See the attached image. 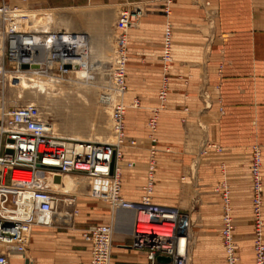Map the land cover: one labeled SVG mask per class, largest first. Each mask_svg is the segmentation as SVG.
<instances>
[{"label": "rangeland", "instance_id": "obj_1", "mask_svg": "<svg viewBox=\"0 0 264 264\" xmlns=\"http://www.w3.org/2000/svg\"><path fill=\"white\" fill-rule=\"evenodd\" d=\"M206 1L29 0L27 3H21L19 0H12V3L25 9H40L53 13V29H65L86 35L87 32L93 35L97 30H105L107 33L109 25L114 24L119 10L123 7L137 6L143 11L137 25L131 28L129 33L148 16L154 18L163 16L164 22L170 23L175 20L177 47L171 65L175 68L177 79L175 82L173 80L172 89L170 93L168 92L169 99L166 100L168 105L165 103L166 108L161 109L163 111L159 138L166 146L163 147L162 152L159 149L154 201L191 213L189 264H194L195 248L200 243H208L210 247L218 248L220 254L224 256L220 233L224 206L222 191L229 189L233 234L239 254L238 264H254L253 222L249 198L251 180L247 174L248 162L237 161L235 173L230 171L227 149L229 142L234 140L232 137L235 130L240 131L242 135L246 131L250 136V139L248 138L250 150L253 144L262 146V142L264 143V67L260 68V59L252 58L250 75L235 74L242 80L245 78L246 83L243 82L245 80L238 81L240 83H237L238 87L233 86L235 90H232V86L221 87L220 81L223 79L221 64L218 72L212 73L214 59L211 57V52L216 48V44L207 39L212 36V27H209L208 22H205L203 28L204 41L196 40V6L205 4ZM236 2L237 20L252 17L258 21L264 17L263 9L251 11L245 4L243 6L244 0H236ZM178 20L181 22L178 23ZM111 34L109 33L110 36L101 41L93 36L90 41L88 40L87 45L91 46V49L87 50L86 65L77 70L86 72L85 76L81 74L82 77L77 75L78 78L77 76L71 78L70 74H66L60 85H55L56 89L50 87L53 85L51 84L42 91L32 84L35 76H14L15 86H7L4 93L7 105L35 103L57 132L66 137L78 140L114 141L110 119L112 106L100 101V96L105 91L104 85L109 82L106 73L114 62L115 38ZM179 44L183 46L180 51ZM158 60L159 58L156 57L151 58L143 69L136 68L134 63H130V68L127 67L125 122L129 134L137 143L135 146L127 143L124 148V160L133 161L137 166L135 170L134 167L123 168L122 178L127 198L132 200H138L141 186L145 182L144 161L150 147V141L145 133L147 118L151 108L160 104L158 90L164 72L162 66L159 69ZM262 61L264 66V60ZM183 62L187 65L185 69L181 65ZM7 68H12L8 61ZM53 73L56 74L52 70L51 76L54 75ZM9 74L14 75L15 72L9 71ZM166 76L170 79L169 71ZM135 97L139 99V105L134 104ZM157 101L158 104L154 105ZM234 113L241 117L240 122L233 120L231 115ZM247 118L250 120L247 121ZM240 141L242 142L243 139ZM166 149L169 151L165 152ZM236 157L243 159V153L237 152ZM89 183H94L102 190L108 187L103 179L90 180L77 173L50 172L43 179L45 188L74 195L86 191ZM103 202L77 195L76 204L80 213L63 226L72 227L77 221L89 222V219L83 215L89 206L95 207L94 212L97 214L105 211L109 214V208ZM98 217L103 216L98 215ZM102 220L108 222L111 216L107 215ZM30 246L31 241L29 249Z\"/></svg>", "mask_w": 264, "mask_h": 264}, {"label": "built area", "instance_id": "obj_2", "mask_svg": "<svg viewBox=\"0 0 264 264\" xmlns=\"http://www.w3.org/2000/svg\"><path fill=\"white\" fill-rule=\"evenodd\" d=\"M19 1L27 3L29 0ZM21 9L23 8L13 4L12 0H0V264H9L11 253L26 256L33 226H63L79 213L76 195L43 187L39 174L46 170L82 174L90 180L109 178V189L102 190L94 183H89L88 190L92 197L106 202L112 212L118 209L134 211L131 247L143 251L152 263L157 261V256L163 255L170 257L167 264H189L192 229L190 214L159 204L153 199L159 152V113L166 107L169 91V79L166 75L173 61L172 24L166 22L162 35L160 59L164 75L158 90L160 104L151 108L146 122L150 147L145 182L141 187L140 198L130 200L122 195L121 163L127 143L135 146L137 141L126 133V106L122 98L127 91L128 32L142 17V9L137 6L123 7L115 21V57L106 73L109 82L103 92L110 95L111 90L116 91L119 98L113 104L110 116L111 130L115 138L111 142L60 136L35 103L7 105L5 89L7 86H15L14 76L22 71L21 65L28 55L24 54L29 47L36 46L42 59L37 69L39 76L62 80L74 68L76 44L84 38L86 40V34L65 29L43 30L40 26L36 31L26 14L20 13L19 19L13 15ZM14 21L20 22L19 28L11 27ZM7 61L11 64V69L7 68ZM50 61L52 65H49ZM52 70L56 74L51 76ZM9 71L15 74H9ZM133 102L135 105L140 103L136 97ZM263 157L262 146L253 144L249 171L254 264H264ZM133 165V161H126V167L132 168ZM222 199L224 206L220 233L224 262L238 264L239 254L233 234L229 189H223ZM113 231L114 225L111 222L91 224L83 230L82 236L90 250L88 264H111Z\"/></svg>", "mask_w": 264, "mask_h": 264}, {"label": "crops", "instance_id": "obj_3", "mask_svg": "<svg viewBox=\"0 0 264 264\" xmlns=\"http://www.w3.org/2000/svg\"><path fill=\"white\" fill-rule=\"evenodd\" d=\"M236 3V0H207L205 4H197L196 6V40L197 42H199L200 40L202 42L204 41L203 28L205 22H208L209 27H212V36L207 39H209V41L215 42L216 44V48L211 52V57L212 59H214V62H212L214 63V69H212V73L218 72L219 64H221L223 79L220 82L222 83V88H226L229 86H235L237 88L238 81L241 82L245 80L243 82L246 83L245 78H243L242 80V78L236 77L237 75L235 74L237 73L242 75H250L252 70V58L260 59V68L264 67L262 64V60H264V17L260 18V20L258 21H256L255 18L252 19V17L249 19L246 18L244 20H237L235 17ZM244 4L245 6H247L246 8H249L251 11L254 9L264 10V0H244L243 6ZM205 9H207L208 11ZM210 14L211 16H209ZM174 21H171L173 28V58L175 56V48L177 47V45L175 44ZM177 22L180 23L181 20H178ZM165 23L166 22H164L163 16L155 18L148 16L143 18L141 24L137 28L128 33V61L126 64L127 89V67H131L130 63H134V65H136V68L143 69L151 58L156 57V59L159 58V69H161L162 63L160 56L162 51V35ZM112 26L114 28H112ZM87 33L88 40L93 36L101 41L103 38L110 36L109 33H112L111 36L115 38V22L113 25H109L107 33H105V30H97L93 35L92 33ZM178 47L180 51L182 50L181 48L183 46L179 44ZM184 63L185 62H183V64L181 65H183V68L185 69L187 65H184ZM175 72V68L171 65L169 69V93L173 86V80L175 82V80L177 79L175 78V74H177ZM232 90H235V88L233 87ZM167 99H169V95ZM167 103L168 102H166V104ZM157 104L158 101L154 105ZM162 111L160 112L159 126ZM164 111H166V109H164ZM231 116L235 122H240L241 117L236 115V113ZM244 119L246 121V117ZM248 120H250V118H247V121ZM128 130L129 129L126 125V133L131 137ZM145 133H147V128L145 129ZM159 136L160 135L158 129L157 146L160 149V152H162L163 147L166 145L162 144ZM248 138L250 139V136L246 134V131L243 132V135L240 131L235 130L233 132L232 139L234 140L229 142L227 149V163L228 169L235 173L237 168V161H247V174H249L250 180L249 163L251 150L248 149ZM240 139H243V141L241 142ZM242 145L243 147H241ZM262 146L264 154L263 142ZM237 152L241 154L243 153V159H241L240 157H236ZM146 161L147 157L144 161V171L146 169ZM157 164L155 171L154 190L157 183ZM136 166L137 165L135 164L133 170L136 169ZM121 177H123V172L121 174ZM121 180L122 195L127 198V194L124 191L123 178ZM141 194L142 189H140L138 199L140 198ZM77 195L85 197L88 196L93 200H99L95 197H92L88 189L86 191L80 192ZM249 198L251 200L250 187ZM103 203H105L109 208V214H107V211L97 214L96 212H94L95 207L91 208L89 206V209H87L83 213V215L89 219V222L77 221L76 225L72 227L57 225L33 226L31 233V246L29 249V253L27 252V254L29 255L26 257L25 255L11 253L9 254V264H88L90 258V250L88 243L82 236V232L85 228H87L88 225L109 222L114 225L111 264H167L159 261H155L154 263H152L143 251H139L131 247L130 244L134 223V211L128 209H118L112 212L109 205L106 202ZM189 214L190 216H192L190 212ZM98 215H101L103 217H98ZM107 215L111 216V220L108 222L102 220V218H106ZM120 226H123V228H121ZM194 264H225V262L224 256L220 254L218 248L214 249V247H210L208 243H200L199 246L195 248Z\"/></svg>", "mask_w": 264, "mask_h": 264}, {"label": "bare ground", "instance_id": "obj_4", "mask_svg": "<svg viewBox=\"0 0 264 264\" xmlns=\"http://www.w3.org/2000/svg\"><path fill=\"white\" fill-rule=\"evenodd\" d=\"M20 13L21 14H26L29 17L30 21L34 24V29L36 31H38L40 29V26H42V29L43 30H46L48 28L49 29H53L54 14L51 13V12H48V11H45V10H40V9H25V8H23V9H21L20 12L13 13V15L17 19H19ZM18 25H21L20 22L19 21L18 22L17 21H14L11 27L17 29ZM172 31H173V28H172ZM172 40H173V35H172ZM87 43H88V37L86 35V40L84 38L83 40H81V42H79L78 44H76L75 50L77 52V55L74 56V60H73L74 68L69 73L70 74L69 75L70 77L71 76L72 77H76L77 75H80L81 76V74H83L85 76V73L86 72L83 73L84 71H80L79 72L77 70L85 67V65H86L85 57H87V52H88L87 50H88V48L91 49V46L89 47L87 45ZM172 43H173V41H172ZM127 44H128V41H127ZM115 48H116V45L114 44V51H115ZM28 49H29L28 52H26L24 54V55H27L28 54L27 55V58L28 59L26 58L25 62H23L24 64L22 63V65H21L22 71L19 72V73H17V74H15V77H22V76H25V75H26V77L35 76L36 78H33L32 77L33 78L32 84L35 87H37L39 90L42 91L45 88H47L46 86H50L51 84H53V85L50 86V87H52L53 89H56L57 87L55 85H60V83H61L62 80H56V79H54V78H52L50 76H45V77H43L44 75L39 76V74L37 73V69H39L40 64L42 63V59L39 57L38 49H37L36 46H34V47L31 46ZM172 50H173V44H172ZM114 57H115V53H114ZM25 63H28V64H25ZM33 64H38V67H32ZM52 64H53L52 61H50L49 62V65H52ZM23 65H26V66L24 67ZM83 70H85V69H83ZM89 72H90V69H89ZM77 78H78V76H77ZM107 86H108V84H107ZM107 86L104 85V89H106ZM127 91H128V89H127ZM127 91H126V93H127ZM126 93L123 95L122 100H123L124 105L126 106V112H127V105H126V102H125ZM105 94L106 93H102L101 94L100 101L102 103H104V104L111 105L112 106V109H113V104L115 102H117L118 99H119L118 96H117V94H116V91L111 90L110 95H105ZM163 108H165V107H163ZM125 117H126V115H125ZM159 118H160V113H159ZM53 128H54V130L56 131V133L58 135L63 136V137H66V136L61 135L60 133H58L57 130L55 129L54 125H53ZM158 129H159V120H158ZM114 141H115V138H114ZM121 165H123V168L125 169V167H126L125 166L126 165V161L124 159H123ZM133 167H135V163H134ZM50 172H58V171H55V170H46V171H41L40 172L39 175H40V178H41V184L42 185H43V179H44V177L48 173H50ZM98 179H100V178H98ZM102 179H103V181H106V184L108 185L107 189H109L110 184H111L110 179L109 178H102ZM107 189H105V190H107ZM63 193H65V192H63Z\"/></svg>", "mask_w": 264, "mask_h": 264}, {"label": "water", "instance_id": "obj_5", "mask_svg": "<svg viewBox=\"0 0 264 264\" xmlns=\"http://www.w3.org/2000/svg\"><path fill=\"white\" fill-rule=\"evenodd\" d=\"M23 66L25 67L26 65H23ZM66 66H68V65H66ZM32 67H38V64H33ZM56 179L58 180V177ZM157 261L163 262V263H169L170 257L159 255V256H157Z\"/></svg>", "mask_w": 264, "mask_h": 264}]
</instances>
